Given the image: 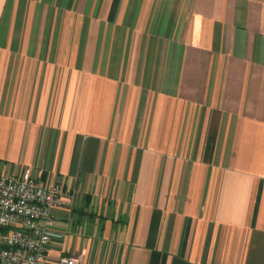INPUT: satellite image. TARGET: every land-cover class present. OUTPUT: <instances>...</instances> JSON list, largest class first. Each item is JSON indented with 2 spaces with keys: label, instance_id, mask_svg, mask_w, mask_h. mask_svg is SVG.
Returning a JSON list of instances; mask_svg holds the SVG:
<instances>
[{
  "label": "crops",
  "instance_id": "1",
  "mask_svg": "<svg viewBox=\"0 0 264 264\" xmlns=\"http://www.w3.org/2000/svg\"><path fill=\"white\" fill-rule=\"evenodd\" d=\"M63 193L49 254L264 264V0H0V169Z\"/></svg>",
  "mask_w": 264,
  "mask_h": 264
},
{
  "label": "built area",
  "instance_id": "2",
  "mask_svg": "<svg viewBox=\"0 0 264 264\" xmlns=\"http://www.w3.org/2000/svg\"><path fill=\"white\" fill-rule=\"evenodd\" d=\"M63 191L60 181L50 183L28 166L18 172L0 169V264H82L84 248L49 254L58 234L53 208Z\"/></svg>",
  "mask_w": 264,
  "mask_h": 264
}]
</instances>
